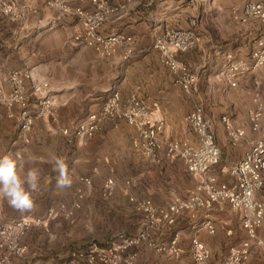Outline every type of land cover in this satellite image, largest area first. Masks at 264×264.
Listing matches in <instances>:
<instances>
[{
	"label": "crops",
	"instance_id": "crops-1",
	"mask_svg": "<svg viewBox=\"0 0 264 264\" xmlns=\"http://www.w3.org/2000/svg\"><path fill=\"white\" fill-rule=\"evenodd\" d=\"M0 1L28 9L26 19L19 21L0 14V77L25 66L34 68L39 77L47 78L57 100L55 117L36 120L29 132L22 130L18 107H0V156L11 154L21 175L31 160L40 170L38 187L31 193V210L21 212L0 197L1 218L42 217L49 208L59 205L72 212L69 219L50 223L48 231L41 227L29 230L20 239L24 254L13 257L12 264H84L73 258L71 251L89 241L105 245L119 233L133 234L138 230L141 215L130 203V196L165 207L177 198L184 199L194 185L176 157H165L161 151L159 162L152 163L134 150V130L122 120L100 121L91 138L74 136L73 129L90 114L98 113L112 90L122 98L135 94L149 107L157 104L154 118L164 123V140L191 134L184 117L195 106L201 107L222 150L219 164L209 172L220 181L232 182L228 170L247 151V141L254 137L247 111L254 106V98L264 105V66L240 78L236 87H230L225 78L227 55L248 58L255 41L264 36L261 23L237 25L229 16L231 7H240L248 0H130L124 16L103 27L105 33L132 37V53L125 59L122 47L110 58L102 59L91 49L76 45L73 36L81 30L79 22L47 7V0ZM104 1L115 6L126 0ZM74 4L86 11L95 8L91 0ZM192 20L196 21L194 29L203 41L180 55L197 76L187 95L152 45L165 29L192 28ZM50 23L54 24L52 29H48ZM2 88L8 92L6 86ZM30 107L34 109L33 105ZM225 115L245 130L244 138L235 147L224 141L221 118ZM64 129L69 130L68 135L62 133ZM258 136L264 139V115ZM57 158L67 165L70 186H57L59 173L53 171ZM85 178L91 181V187L82 182ZM107 178L115 181L116 189L112 196L103 197ZM126 181L130 182L127 190ZM256 196L264 202V184ZM203 220L212 221L216 228L213 235L206 231L198 233L210 250L209 264H224L230 248L246 239L240 211L229 206L183 213L173 227H165L155 235L158 243H168L177 233L180 256L141 246L133 264H191L192 224ZM258 236L264 242V226L258 230ZM245 264H264V246L253 245Z\"/></svg>",
	"mask_w": 264,
	"mask_h": 264
},
{
	"label": "built area",
	"instance_id": "built-area-1",
	"mask_svg": "<svg viewBox=\"0 0 264 264\" xmlns=\"http://www.w3.org/2000/svg\"><path fill=\"white\" fill-rule=\"evenodd\" d=\"M79 1L81 0H47L45 4L59 11L61 15L79 22L81 30L73 36L76 45L91 49L102 59L110 58L119 47L124 48V59L129 56L132 53V37L123 33H105L103 27L106 23L123 17L131 1L126 0L114 6L104 0H91L95 7L93 11H86L74 4ZM27 13L26 7L21 8L13 3L0 1V14L12 21L26 19ZM229 16L237 25L249 21L264 25V0H248L240 7L233 6ZM191 26L192 28L187 30L165 29L156 36L152 45V48L159 52L162 64L172 73L176 83L187 95L197 82V76L191 72L180 55L194 50L203 41L202 35L194 29L195 20H192ZM53 27V23L48 25V29ZM227 61L225 78L230 87H236L240 78L255 73L264 66V36L255 41L248 58L227 55ZM3 86L8 88V92L3 91ZM253 103L254 106L247 111V118L254 137L247 141L248 149L243 156L229 168L228 175L232 182L228 184L209 172L211 167L219 164L222 150L204 119L201 107L195 106L184 117L191 134L181 139L164 140L161 136L164 123L154 118V113L159 109L157 104L149 107L135 94L122 98L118 91H110L101 110L90 114L73 129L74 136L79 139L91 138L100 121L122 120L134 130L131 141L134 150L152 163L159 162L161 151H164L165 157H176L184 164L186 172L195 183L184 199L177 198L165 207H157L148 199L130 196V203L141 215L138 230L133 234L119 233L105 245L89 241L71 251V256L84 264H133L137 258V249L145 246L156 252L179 257L177 233L168 243H158L155 235L161 233L165 227H173L183 213L229 206L233 211H240L246 239L230 248L224 264H245L253 245L264 246L263 240L258 236V230L264 226V202L256 196L264 184V139L258 136L264 105L257 98L253 99ZM0 107L9 110L18 107L22 130L29 132L36 120L55 117L57 100L47 78L39 77L34 68L25 66L0 77ZM221 123L225 132L224 141L233 147L237 146L244 138L245 130L235 126L227 115L221 118ZM62 133L68 135L69 130L64 129ZM82 182L86 187H91L89 179H82ZM124 184L127 190L130 182L126 181ZM115 189V181L107 178L102 196H112ZM81 197L82 193L79 191V198ZM1 215L0 208V264H12L13 257L23 256L25 248L20 245V239L29 230L41 227L48 231L50 223L61 218L69 219L72 212L59 205L49 208L44 216L33 219L4 220ZM192 229L194 234L189 239L191 264H209L210 250L198 238V233L206 231L213 235L216 228L212 221L203 220L192 224ZM227 234H230V231H227Z\"/></svg>",
	"mask_w": 264,
	"mask_h": 264
},
{
	"label": "clouds",
	"instance_id": "clouds-1",
	"mask_svg": "<svg viewBox=\"0 0 264 264\" xmlns=\"http://www.w3.org/2000/svg\"><path fill=\"white\" fill-rule=\"evenodd\" d=\"M34 164V160L29 161L27 171L21 175L18 162L11 154L0 156V197L6 198L12 207L21 212L31 210L33 206L31 193L37 189L40 175ZM53 171L59 173L58 187L70 186L71 179L63 159H56Z\"/></svg>",
	"mask_w": 264,
	"mask_h": 264
},
{
	"label": "water",
	"instance_id": "water-1",
	"mask_svg": "<svg viewBox=\"0 0 264 264\" xmlns=\"http://www.w3.org/2000/svg\"><path fill=\"white\" fill-rule=\"evenodd\" d=\"M108 91V90H107Z\"/></svg>",
	"mask_w": 264,
	"mask_h": 264
}]
</instances>
